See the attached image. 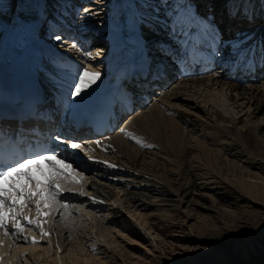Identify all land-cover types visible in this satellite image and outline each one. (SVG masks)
I'll return each instance as SVG.
<instances>
[{"label":"bare ground","instance_id":"obj_1","mask_svg":"<svg viewBox=\"0 0 264 264\" xmlns=\"http://www.w3.org/2000/svg\"><path fill=\"white\" fill-rule=\"evenodd\" d=\"M97 1L91 4L99 7L98 12L93 13L90 12L92 9L85 8L87 11L79 14L77 9L86 0H0L2 61L9 59L10 51L6 43L9 37H14L17 33L16 19L19 13L26 10L31 12L34 6H38L36 18L56 17L57 22L54 23L57 26L75 27L78 31L76 39L84 52L100 45L105 50L101 53L95 48L93 52H89L92 56H88L84 68L99 72L101 76L79 96H74L72 102L77 106L71 112V118L87 114L94 106L117 104V100L123 97L133 102V109L119 117L109 133L94 137L90 131L84 133L80 129V132L70 138L82 145V149H76L77 152L73 153L71 163L83 173L84 179L75 187L82 188L85 194L65 196L63 202L70 205L69 215L63 214L64 210L50 212L47 216L49 223L45 224L50 234L41 243L28 244L21 233L10 234L6 238L0 235V239H6L5 247H0V264H12L11 258L22 261L24 256H27V264H32L28 259L33 260L38 254L44 261L41 264H89L92 258L75 242L79 234H83L82 239H89V235L93 234L94 237L89 242L93 240L92 243L104 247L102 254H106L108 250L117 253L116 244L112 240L118 236L123 239L125 234H119V228L125 227L131 238L141 241L136 243L131 239V245H138L143 250L152 249L156 246L157 236L151 226L148 229L149 223L161 220V216L167 215L169 218L173 212L167 209V214L155 215L153 207L175 206L177 212L189 219V213L182 212L180 207H201L208 211L199 203H210L213 198L221 196V193L212 194L213 189L203 182L206 175L203 173L204 161L208 155L211 157L213 153L220 152L211 150L198 139L234 140L242 146L241 152L244 149L259 151L261 159L264 157V119H257L259 114L264 116V80L261 79L264 77V13L255 17L260 7L264 12V0H166L169 4L158 8L154 5L145 8L148 0ZM54 7L60 11L53 9ZM116 9L118 14L115 13ZM209 10L213 14H207ZM65 18L75 19L76 24L69 25ZM32 23L34 21H30ZM232 33L236 35L231 38ZM143 34L148 39L145 40ZM242 34L247 37V41L238 51L231 44ZM81 45L70 44L63 50L78 49ZM146 45L163 46L165 49H171L167 45L177 47L175 50L191 55L196 68L185 77H178L167 83L156 82L157 89L152 91L148 89L147 92H136L129 89L125 83L131 81L130 69L144 54ZM34 47L36 58L47 56L50 52L44 45L34 44ZM100 64L102 66L97 68ZM30 70L32 73L38 71L33 61L30 63ZM259 72L262 73L261 76H256ZM251 82L261 86L249 85ZM150 94L151 97L148 98ZM204 97L207 98L203 99V106L210 110L198 104V100ZM237 110L238 113H235ZM243 113V120L231 116ZM132 114L135 115L131 116ZM121 122L124 123L123 126ZM31 124L41 125L32 121H24L20 125ZM121 126L122 129L119 130ZM72 128H76L75 122L72 123ZM199 129L206 134L198 136ZM117 130L119 131L116 132ZM132 139L142 142L137 143L138 147L124 143V140ZM162 140L167 142L172 157L161 160L165 159L171 165L170 169L159 163V144ZM149 147L152 149L148 150ZM89 156L92 158L89 159ZM247 157L239 159L241 174L244 178H256L264 182L261 179V176L264 177L262 160L257 165L258 173H250L245 166L253 162L254 157ZM235 163L237 164L236 161ZM193 170L196 173L190 175ZM149 177L160 184L151 183ZM197 179L201 183L199 187ZM90 198L95 200L91 202ZM139 202L152 212H139V215L133 213L138 224L131 220L136 227L152 235L153 244L141 236L140 230L125 222L126 215L123 217L117 212L120 208L123 211L127 203ZM136 207L139 209V204L130 208ZM106 208V212L111 214H104ZM111 215H115L116 219H111ZM147 217H151L149 223ZM127 238L130 239L129 236ZM10 242L16 247L9 253ZM41 250L45 253H40ZM23 263L24 260L21 264Z\"/></svg>","mask_w":264,"mask_h":264},{"label":"rangeland","instance_id":"obj_2","mask_svg":"<svg viewBox=\"0 0 264 264\" xmlns=\"http://www.w3.org/2000/svg\"><path fill=\"white\" fill-rule=\"evenodd\" d=\"M95 1L97 0H86L85 4L81 5V11L79 12V10L77 9V12L79 14L84 13L85 11H87L85 10V8L92 9V11L90 12L93 13L98 12L99 7L92 5ZM101 1L105 2L107 0H99L97 2ZM147 3L148 6H146L145 8H150V5H154L156 8H158L160 5L167 6L169 4V2L166 0H164L163 2H160L158 0H148ZM53 9L60 11L56 7H54ZM115 13L118 14L119 11L116 9ZM210 13L213 14V11H207V14ZM234 35H236V33H232L231 38ZM146 38L148 39L147 36L145 37V40ZM96 48L101 53L105 51L101 45ZM101 66L102 65L100 64V66H97V68ZM216 72L217 71H215V73ZM261 79L263 81L264 77ZM249 85L261 86L260 84H253L252 82L249 83ZM153 98L154 97L152 96V99ZM206 98L207 97H204L198 100L199 106L205 108L203 106V102H205ZM205 109L210 110L208 109V107H206ZM236 112L238 113V110L235 111V113ZM133 115L135 114H132L131 116ZM243 115L244 113L240 115L238 114L237 116H231L237 119L241 118L243 120L245 118L242 117ZM257 119L258 121H263L261 119H264V116L259 114L257 116ZM122 126L119 130L122 129ZM119 130H117L116 132H118ZM204 134H206L205 131L203 132L201 131V129L197 130L198 136ZM137 141L138 140L134 139L124 140V143L126 142L133 147H138ZM197 141H199L201 144L204 143V145L211 150L215 149L216 151H219L221 153H213L211 157H209L210 155L207 156L206 161H204L203 163L205 167L203 173L206 174L204 175L205 180L203 182H206V184L208 183V187L213 189L212 194L221 193L222 197L220 196L219 198H216L214 196L215 198H213V201H211L210 203L203 201L199 203L200 206H203L205 209H209L208 211L202 210L201 207H193L187 209L186 206L180 207L182 212L186 214L189 213V219H187L184 214L177 212L175 210V206L172 208H159L157 206L153 207L152 209L155 215L167 214V209L173 212L170 214L169 218L167 215H165L161 216V220L158 219L157 221L152 222H150L151 217H147L148 223L150 222L148 229L152 227L154 229L153 231L155 232V235L157 236L155 243L156 246H154L152 249L149 248V250H143L139 248L138 245L136 246L130 244L129 241H131V239L136 243H140L141 241L133 239V237L131 238L130 235L126 232L127 227L119 228V234H125V236L123 235L124 237L122 236L123 239H126L127 236H129L130 239L127 238V240H123L118 236L115 238L116 240H112L113 243L116 244L117 253H112V250H108L106 254H102L104 253V247L98 246L96 243H92L93 240L90 241L91 243L89 242V239L94 237L93 234L89 235V239H82L83 234H79V238L78 240L76 239L75 242L76 244L78 243L79 245H81L82 247L79 248L85 249V253L87 255L89 254L88 256L92 258V262L89 261V264H264V191L262 190V188H264V182L256 178H244V176L241 174V166L239 165L240 160L245 159L249 154H251L247 158H251V156H253L254 158H252L254 159V161L251 162L252 165L251 163L247 164L248 166H245V169L247 168L246 170H248V172L250 173H258L257 165L261 164V160L264 163V157L263 159H261L262 156L259 154V151L250 152L251 150H248V152L244 149L243 152H241L242 146H240L234 140L218 138V140L198 139ZM262 143L264 146V140H262ZM172 146L173 148H175V145L173 143ZM236 146L237 148L240 146V149H237ZM154 148L155 150H157L155 146ZM159 148L161 151V158L159 160L165 157H172V155L169 154V147L166 141H160ZM151 149L149 147L148 150ZM239 152H241L242 154ZM146 155L149 156L148 154ZM234 158H236V160H234ZM235 161L237 162V164L235 163ZM160 162L166 169L171 168V165L167 163L165 159L159 161V163ZM238 165L240 167H238ZM193 172L196 173V171L193 170L192 172H190V175L194 174ZM169 178L171 179L172 176H169ZM261 179L264 180V177L262 178L261 176ZM154 180L151 179V183L158 185L160 184L159 181L157 182L156 180ZM224 182H226L227 185ZM196 184L199 187L201 184L200 180L196 181ZM250 186H254V188L252 187L250 191H248ZM129 204H126V207L129 206V210L126 207L123 211L121 208H115L118 209L117 212L121 216L123 215V217H125L126 215L129 220L127 221L126 218L125 222L130 227L137 229L138 231L140 230L139 232H141V236H144L143 238H146V241L153 244L154 240L152 235H148L145 233V231H142L141 229H139V227H136V224H133V220L135 221V223L137 222L133 217L134 215L132 216L133 213L138 214L139 212H142V214H149L152 211L149 212L148 209H145L142 205V202L136 204L132 203L133 205ZM137 204H139V209L141 208L143 209V211H141V209L139 210L137 207V209L130 208L131 206L134 207V205L137 206ZM161 209L163 210L161 211ZM106 211L107 208L104 210L105 215L111 214V212L108 213ZM110 218L114 220L116 219V216L111 215ZM115 225H117V223H115ZM112 228L113 225H111L110 229ZM77 229L78 228H76V230ZM5 242L6 239L4 243ZM21 242L22 240L20 241V243ZM4 243L2 246L5 245ZM143 244L147 245L146 243ZM13 247L16 246L13 244V242H10V247L8 248L9 253L12 251ZM40 253H45V251L41 250ZM39 255L40 254L35 255V258H33V260L28 259L29 262H32V264L43 263L44 261L42 258H39ZM10 256L11 255H9V257ZM98 258H100V260ZM23 260V264H27V256H24L22 258V261ZM17 261L18 264L22 263V261H19V259ZM17 261L15 260V258H11L12 264H17ZM93 261L95 263H93Z\"/></svg>","mask_w":264,"mask_h":264},{"label":"snow or ice","instance_id":"obj_3","mask_svg":"<svg viewBox=\"0 0 264 264\" xmlns=\"http://www.w3.org/2000/svg\"><path fill=\"white\" fill-rule=\"evenodd\" d=\"M55 39L59 41L61 37L57 35ZM246 41L247 37L242 34L241 37L234 39L231 47L239 51ZM213 42H216L215 39ZM85 55L90 56L91 53L85 52ZM100 76L99 72L89 71L87 68L80 70L78 83L74 85L72 95L79 96L95 84ZM137 143L141 142L138 140ZM69 146L73 150L82 149V145L79 143H70ZM88 158L91 159L92 157L89 156ZM45 163L48 165L47 171L42 167ZM83 179V173L77 167L67 162L64 157L58 158V155L51 151L47 154H34L31 158H22L14 165L0 169V235L5 238L9 236V218L11 219V230H14L13 234L23 232L24 227L18 219L20 217L28 225L40 227L42 239L48 236L49 234L44 232L41 227L39 217L45 209H48L49 212L64 210L63 214H68L70 205L63 202L65 194L84 195L82 188L77 189L75 187ZM5 184L8 187H5ZM22 199L35 204L37 218L31 219L25 214V208H28L29 211L31 209L27 202L20 203ZM24 239L27 240L28 237L25 236ZM32 242L37 243L35 238ZM3 243L4 240L0 239V246Z\"/></svg>","mask_w":264,"mask_h":264}]
</instances>
